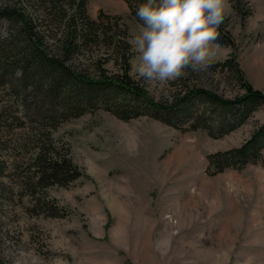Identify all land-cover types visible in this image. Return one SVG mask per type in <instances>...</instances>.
<instances>
[{"label": "rangeland", "instance_id": "1", "mask_svg": "<svg viewBox=\"0 0 264 264\" xmlns=\"http://www.w3.org/2000/svg\"><path fill=\"white\" fill-rule=\"evenodd\" d=\"M35 6L29 12L41 15ZM87 11L117 16L130 38L138 31L126 0H87ZM222 25L229 39L206 71L185 70L150 92L134 74V52L130 74L155 102L173 104L190 89L234 100L244 92L237 73L214 65L234 56L244 78L264 92V0H225ZM8 28L1 20L0 35ZM84 55L72 61L78 68L91 66L89 50ZM204 96L192 98L193 112L215 108ZM18 104L0 94V264H264V163L216 173L207 166L209 154L240 146L258 129L262 103L235 126L195 130L185 129V117L169 124L146 107L128 120L104 108L88 111L49 133L53 145L70 148L82 173L49 187L33 185L27 170L38 151L35 129L14 120L15 128L3 126ZM233 108L237 116L241 107ZM215 109L211 123L223 111Z\"/></svg>", "mask_w": 264, "mask_h": 264}, {"label": "trees", "instance_id": "2", "mask_svg": "<svg viewBox=\"0 0 264 264\" xmlns=\"http://www.w3.org/2000/svg\"><path fill=\"white\" fill-rule=\"evenodd\" d=\"M126 2L131 16L140 24L136 11L146 0ZM29 6H35L30 10H40L41 15L33 16ZM1 20L7 21L9 28L0 35V89L3 90L0 94L21 103L18 104L21 109L3 126L5 130L15 128L11 123L14 120L16 127L27 125L35 129L38 151L30 159L27 170L36 186H65L81 176L70 148L53 145L49 133L62 122L88 111L104 108L128 120L142 115L146 107L169 124L172 118L185 117L189 120L185 129L195 130L212 129L224 122L235 126L243 122L245 111L252 109L253 104L264 105V92L253 88L244 78L234 56L214 63L222 70L237 73L244 92L234 100L219 98L203 89H190L183 96H177L180 98L176 97L173 104L153 101L130 74L134 51L129 44L128 26L117 16L103 11L91 17L87 0H6L0 6ZM216 31L218 43L229 36L222 23ZM87 50L93 57V60L89 58L91 66L78 68L72 61L84 57ZM108 63L116 66L115 71L109 70ZM202 94L215 108H223L213 120L215 123L209 122L212 115H208L211 110L216 111L215 108L192 111L190 101ZM236 105L241 107L237 116L233 114ZM2 111L5 109H0ZM262 144L264 121L240 146L209 154L207 166H213L216 173L228 167L241 169L250 163H264ZM47 206L54 209L51 204ZM56 213L51 211V214Z\"/></svg>", "mask_w": 264, "mask_h": 264}, {"label": "clouds", "instance_id": "3", "mask_svg": "<svg viewBox=\"0 0 264 264\" xmlns=\"http://www.w3.org/2000/svg\"><path fill=\"white\" fill-rule=\"evenodd\" d=\"M225 0H146L136 16L141 23L129 40L136 56L134 74L148 91L182 77L185 70L206 71L220 48L217 27Z\"/></svg>", "mask_w": 264, "mask_h": 264}, {"label": "bare ground", "instance_id": "4", "mask_svg": "<svg viewBox=\"0 0 264 264\" xmlns=\"http://www.w3.org/2000/svg\"><path fill=\"white\" fill-rule=\"evenodd\" d=\"M193 197H194V196H192V198H193ZM192 198H191V199H192ZM201 198H202V197H201ZM211 201L213 202V200H211ZM199 202H200V201H199ZM184 205L187 206V202H184ZM212 206H213V204H212Z\"/></svg>", "mask_w": 264, "mask_h": 264}]
</instances>
